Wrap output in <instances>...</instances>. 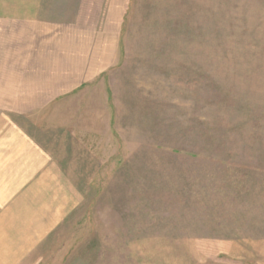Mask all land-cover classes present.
Instances as JSON below:
<instances>
[{
	"label": "rangeland",
	"instance_id": "rangeland-1",
	"mask_svg": "<svg viewBox=\"0 0 264 264\" xmlns=\"http://www.w3.org/2000/svg\"><path fill=\"white\" fill-rule=\"evenodd\" d=\"M48 1L70 87L0 106V264H264V0Z\"/></svg>",
	"mask_w": 264,
	"mask_h": 264
},
{
	"label": "crops",
	"instance_id": "crops-1",
	"mask_svg": "<svg viewBox=\"0 0 264 264\" xmlns=\"http://www.w3.org/2000/svg\"><path fill=\"white\" fill-rule=\"evenodd\" d=\"M52 6L53 3L48 0H0V90H14L16 96L14 101H0V106L50 103L47 94L55 87L52 76L56 71L61 83L57 89H69V63L66 59L69 53L65 51L70 38L69 26L60 19L54 21L50 13ZM55 44L58 49H55ZM64 70L67 78L65 86ZM19 135L24 142L25 137L27 144L31 142L23 131ZM21 149L31 150L28 145ZM9 151L16 153L17 148L9 147ZM4 155L0 149V176L12 180L15 186L29 185L26 176L19 178L16 174L20 170L16 165L20 158L11 159ZM51 194L54 196V193Z\"/></svg>",
	"mask_w": 264,
	"mask_h": 264
}]
</instances>
